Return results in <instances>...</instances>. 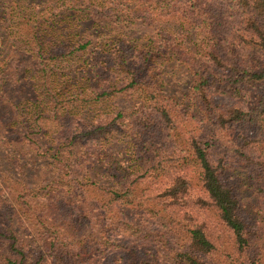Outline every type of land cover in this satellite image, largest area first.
<instances>
[{
  "label": "trees",
  "instance_id": "16d2710c",
  "mask_svg": "<svg viewBox=\"0 0 264 264\" xmlns=\"http://www.w3.org/2000/svg\"><path fill=\"white\" fill-rule=\"evenodd\" d=\"M3 6L20 19V60L0 68V102L48 177L0 197V264H264L243 209L249 192L264 216V0ZM137 23L154 34L110 33ZM175 23L196 34L194 47ZM167 62L185 65L186 90L171 86ZM116 99L133 104L101 109ZM117 141L127 153L114 162ZM148 203L175 234L150 254L141 238L118 252L126 231L145 228Z\"/></svg>",
  "mask_w": 264,
  "mask_h": 264
},
{
  "label": "rangeland",
  "instance_id": "374dc122",
  "mask_svg": "<svg viewBox=\"0 0 264 264\" xmlns=\"http://www.w3.org/2000/svg\"><path fill=\"white\" fill-rule=\"evenodd\" d=\"M5 1L6 0H0V68L4 64V60L10 57L15 61L20 60L18 52L15 51V48L12 46V41L15 39L12 35V31H16L18 29L17 22H19L20 19L18 21L15 19V22H13L10 14L11 7L8 9V6H3ZM13 4L16 6L17 3ZM26 5H28V3H26ZM23 9L27 11L25 7H23ZM180 24H170L169 27L172 29V32L178 33V35H180L186 43L189 42V45H191L190 47H194L198 39L196 34L186 29V26L183 24ZM5 26L11 28L10 31L12 36H10L9 39H7L4 35ZM154 31L155 29L148 25L144 26L137 23L131 24L127 27L113 28L110 33L144 41L148 39L150 35H153ZM167 63L166 76L170 80L171 86L181 90H186L188 83H190V75L185 65L178 62ZM11 72H15V70L12 69ZM19 76L21 77L20 74ZM225 90V88L219 87L214 90V93L218 99H226V97H229V93ZM132 104L133 101L129 99H116L105 103L101 109H111L114 105L129 107ZM101 109L100 107H97L96 110ZM7 112L8 107L0 102V197L6 195L9 196L14 188H20L17 182L21 179L32 183L48 177L46 166L42 165L37 158H35L30 152L26 151L17 140L18 137L15 135L13 127L10 125ZM114 146L119 147L121 152L119 150H113L112 153H108L111 158L110 160L113 159L114 162L124 160L127 153L124 150L126 146L125 143H123V141H117L114 143ZM17 177L18 180H16ZM244 200L243 209L246 212L247 217L250 218L253 229L259 230L260 238L258 240L261 243L264 254V216L257 214L255 211V205L258 204V198L251 195L249 192H245ZM151 201H149L150 204H155L153 200ZM163 214V212L162 215L156 214V211L150 209L148 203V205L145 206V228L138 232L132 229L126 231L120 239L118 252L121 253L122 249H127L128 246L136 245L137 238H141L142 248L145 249V254H150L155 250L163 249L164 243L160 242L166 241L175 234L172 229L168 228H172V226L170 225L168 219L163 217ZM5 219L6 217L4 216V213L0 210V224H3ZM16 228L21 234L22 229L19 226H16ZM26 234L27 233L24 235ZM139 241H137V244Z\"/></svg>",
  "mask_w": 264,
  "mask_h": 264
}]
</instances>
